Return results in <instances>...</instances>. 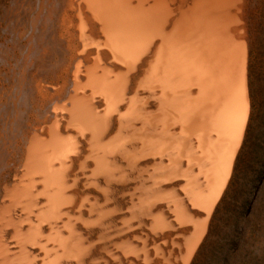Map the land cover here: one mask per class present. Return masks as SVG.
I'll return each mask as SVG.
<instances>
[{"label": "bare ground", "instance_id": "bare-ground-1", "mask_svg": "<svg viewBox=\"0 0 264 264\" xmlns=\"http://www.w3.org/2000/svg\"><path fill=\"white\" fill-rule=\"evenodd\" d=\"M249 6L0 0V264H189L254 111Z\"/></svg>", "mask_w": 264, "mask_h": 264}, {"label": "rangeland", "instance_id": "rangeland-1", "mask_svg": "<svg viewBox=\"0 0 264 264\" xmlns=\"http://www.w3.org/2000/svg\"><path fill=\"white\" fill-rule=\"evenodd\" d=\"M250 10L256 21L254 111L224 200L210 220V234L189 264H264V0H250Z\"/></svg>", "mask_w": 264, "mask_h": 264}, {"label": "trees", "instance_id": "trees-1", "mask_svg": "<svg viewBox=\"0 0 264 264\" xmlns=\"http://www.w3.org/2000/svg\"><path fill=\"white\" fill-rule=\"evenodd\" d=\"M224 197H225V195L221 198L220 202H222V201L224 200ZM213 216H214V214H213ZM212 219H213V217H212ZM212 219H211V221H212ZM211 221H210V223H209V228H208L207 235H206L205 239L203 240V242L201 243V245L199 246V249H198L199 251H200V249L202 248L204 242L206 241V238L208 237V234H210Z\"/></svg>", "mask_w": 264, "mask_h": 264}]
</instances>
